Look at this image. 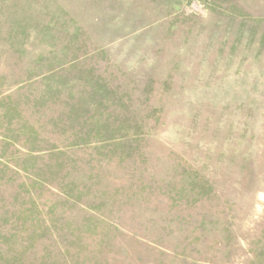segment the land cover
<instances>
[{
  "label": "rangeland",
  "instance_id": "obj_1",
  "mask_svg": "<svg viewBox=\"0 0 264 264\" xmlns=\"http://www.w3.org/2000/svg\"><path fill=\"white\" fill-rule=\"evenodd\" d=\"M1 99L0 264H264V0H0Z\"/></svg>",
  "mask_w": 264,
  "mask_h": 264
},
{
  "label": "crops",
  "instance_id": "obj_2",
  "mask_svg": "<svg viewBox=\"0 0 264 264\" xmlns=\"http://www.w3.org/2000/svg\"><path fill=\"white\" fill-rule=\"evenodd\" d=\"M4 103H5V99H1L0 100V117L2 116V112H3L2 110H4V105H5ZM11 122L13 123V121H11ZM20 129L21 128H19V127L16 128L17 131H19ZM6 130L12 131V126L9 125V128L5 129L4 121L0 120V146L13 148L14 153H12L11 156H6V157L0 156V161L7 164L8 167H10L12 170L16 171L17 173L22 174V172H23L22 166L16 165V163H14V161L16 162L20 158L21 163H22V158L23 157L27 158L29 155V152L23 146L24 144L22 143L21 140H15L12 137L5 135ZM5 140H7L8 143L5 142ZM41 153H43V150H41ZM32 155H34V154H32ZM36 155H39V152H37ZM25 170H26V168H25Z\"/></svg>",
  "mask_w": 264,
  "mask_h": 264
}]
</instances>
